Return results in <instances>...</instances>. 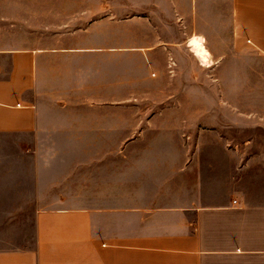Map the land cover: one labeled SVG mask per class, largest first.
I'll use <instances>...</instances> for the list:
<instances>
[{"label": "crops", "instance_id": "1", "mask_svg": "<svg viewBox=\"0 0 264 264\" xmlns=\"http://www.w3.org/2000/svg\"><path fill=\"white\" fill-rule=\"evenodd\" d=\"M220 1L216 23V4L193 0L195 36L208 48L219 28L232 52L264 54V0ZM12 41L0 36V264H264V165L169 130L212 123L210 106L183 101L150 120L164 129L132 133L130 100H99L115 79L95 49ZM169 45L159 82L180 61Z\"/></svg>", "mask_w": 264, "mask_h": 264}, {"label": "rangeland", "instance_id": "2", "mask_svg": "<svg viewBox=\"0 0 264 264\" xmlns=\"http://www.w3.org/2000/svg\"><path fill=\"white\" fill-rule=\"evenodd\" d=\"M192 2L0 0V36L13 39L10 47L95 49L99 73L105 75L108 71L109 79H115L113 87L100 91L99 100H112L115 104L130 100L132 133L164 129L150 120L170 106L195 100L211 107L212 123L170 127L169 130L186 136L180 144L211 149L217 154L220 150L237 151L242 163L253 159L263 166L264 54L232 52L224 30L215 28L210 30L208 44L213 65H202L188 46L191 37L204 35L190 6ZM212 2L216 4L212 18L216 23L225 21L226 14L218 10L224 2L210 0L209 4ZM166 40L175 44L169 46L177 49L180 61L176 62L175 73L168 67L164 81L159 82L156 66L162 55L155 54V50ZM124 48L130 50L124 52ZM111 52L117 54L113 60L108 56ZM145 53H151L152 59L146 60ZM220 56L227 58L216 59ZM123 74L130 77L129 88L118 85ZM119 147L117 142L115 148Z\"/></svg>", "mask_w": 264, "mask_h": 264}, {"label": "bare ground", "instance_id": "3", "mask_svg": "<svg viewBox=\"0 0 264 264\" xmlns=\"http://www.w3.org/2000/svg\"><path fill=\"white\" fill-rule=\"evenodd\" d=\"M207 40L202 36H193L189 40V47H191V51L194 53V56L207 67H211L213 65V61L211 60V53L207 48L206 42Z\"/></svg>", "mask_w": 264, "mask_h": 264}, {"label": "built area", "instance_id": "4", "mask_svg": "<svg viewBox=\"0 0 264 264\" xmlns=\"http://www.w3.org/2000/svg\"><path fill=\"white\" fill-rule=\"evenodd\" d=\"M236 203V202H235Z\"/></svg>", "mask_w": 264, "mask_h": 264}]
</instances>
